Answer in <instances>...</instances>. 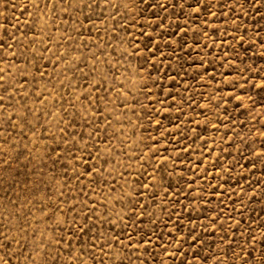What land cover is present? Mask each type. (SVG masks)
<instances>
[{"label":"rangeland","instance_id":"rangeland-1","mask_svg":"<svg viewBox=\"0 0 264 264\" xmlns=\"http://www.w3.org/2000/svg\"><path fill=\"white\" fill-rule=\"evenodd\" d=\"M0 264H264V0H0Z\"/></svg>","mask_w":264,"mask_h":264}]
</instances>
